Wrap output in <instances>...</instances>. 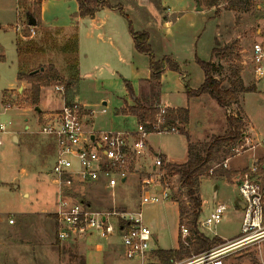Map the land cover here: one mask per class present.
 Wrapping results in <instances>:
<instances>
[{
	"label": "rangeland",
	"instance_id": "374dc122",
	"mask_svg": "<svg viewBox=\"0 0 264 264\" xmlns=\"http://www.w3.org/2000/svg\"><path fill=\"white\" fill-rule=\"evenodd\" d=\"M112 1L116 2V0ZM150 2L151 6L145 3L128 5L126 11L135 31H150L149 35H152L150 45L155 58L162 59L165 55H169L180 66V71L167 69L163 74V90L177 94L180 90L178 76H181V73L186 75V84L189 83L191 89L197 87L199 78L203 75L198 60L215 63L217 67L215 76L223 82L224 87L239 82L241 70L246 71L244 79L247 88L257 86L256 92L241 96L240 111L237 106L231 108L229 112L221 109L209 95H205L203 97L205 99H199L196 103L190 102L188 106L191 112L189 130L193 135V143L196 142L195 144L199 146L198 150L202 151L204 143L213 135H223L227 129V116L237 113L245 119L246 136L253 140H244V146L239 147L238 153L233 151L236 145L224 148L223 158H229L228 168H224L228 170L230 165H236L240 170L231 169L229 179L205 177L201 180L199 188L203 203L199 223L210 217L219 204L228 207L221 223L212 226L210 230L198 224L199 233L209 239L215 236L223 241L235 237L238 239L241 236L244 212L236 209L242 196L232 183V178L235 173L250 164V156L257 159L259 165L264 164V79L260 82L256 80L250 61L252 46L258 39L257 30L264 28V0H251L245 12L231 11L226 4L220 5L217 15L215 9H208L211 11L209 23L206 11H197L199 5L196 0H151ZM161 4L169 8L174 15L171 19H174L175 12L182 14V19L175 23L172 30L165 34L166 36L161 28L158 10L153 7L155 5L158 9ZM32 7L33 12L36 11L37 6L34 4ZM33 12L30 11L28 14L32 16ZM148 12L152 15L151 19L148 17ZM14 13V0H0L2 22H13ZM23 19L25 36L33 37L23 40L27 42L33 54L24 69L25 74L31 70H39L41 67L43 72L45 67L51 79L49 78L47 85L42 87L36 105L31 104L28 99L32 85L27 80L12 91H5L15 83L18 69L15 49L10 46L13 35L11 32L0 31V42L5 48L4 54L7 58L5 62L0 61V125L7 127V133L2 135L3 144L0 146V264H81L80 262L84 264L83 248L85 250L86 246L88 247L87 256H96L99 255L96 250L97 245L101 244L105 247L112 242L118 249V245H121V237L115 233L108 241L94 235L81 241L80 244L84 247L60 244L56 240L53 212L58 192L51 174L55 152L49 137L40 133L39 124L42 123L45 115L59 110L63 103L77 102L83 106L85 113L90 115L86 119L88 124L97 130L131 133L136 130L138 121L137 118V122L134 121L131 118L133 116L124 111L136 104L135 97L144 106L155 105L160 87L150 78L142 82L141 79L150 75V60L147 55L141 53H137L136 58H128L129 61L122 64L123 67L118 70L122 76L112 75L103 69L100 76L96 75L95 82L91 76L81 80L78 45L76 46L72 40L65 41L66 37L62 35H53L47 39L39 33L32 36L27 26L28 19L26 17ZM122 21L128 26L125 18ZM195 34H202L198 42ZM105 44L103 41L100 46L105 47ZM214 48L220 50V53L213 54ZM225 48H230L228 51H231V54H228L227 50L222 51ZM49 66H53L58 71L57 79L52 77L53 73L48 70ZM94 66L95 64H91L88 60L83 62V68L89 69V72L93 71ZM113 66L119 69L116 63H113ZM125 81L131 83L134 98L127 91ZM245 83L243 82V85ZM56 86H63L64 93L58 92ZM184 98L187 100L186 95ZM6 106L11 108L5 110ZM36 108L41 111L38 112ZM91 116H94L93 119ZM14 137L21 140L19 145L15 144ZM147 141L153 148L152 151L150 148L147 150L151 155L146 151L141 159L133 162L131 174L125 184L119 181L114 192L109 189L101 190L98 186H87L74 192V197L79 200L89 199L94 209L103 211L140 210L141 181L143 174L149 176L150 173H142L139 168L144 169L145 165L150 164V157L155 158L156 155L160 156L168 152L175 157L176 162H183L187 149L186 136L177 132L152 133ZM260 175L264 185V170L260 171ZM164 185L172 190L175 198L171 197V200L155 205H145L142 207V212L144 222L146 219L154 222L153 230L158 244H152L151 248L170 250L175 245L179 226L177 207L173 202L184 207L187 198L185 193L177 189V178H169ZM113 199L115 202L112 201ZM42 212L46 213L41 214ZM185 214H190L188 203ZM10 219L16 222L14 226L9 224ZM112 223L117 226L115 219ZM225 245L227 242L218 244L215 248ZM117 254L120 264L143 263L140 259L126 260L123 249L117 251ZM188 260L184 259L176 264H184ZM144 262L157 263L153 252ZM223 264H264V237L252 240L232 251L224 258Z\"/></svg>",
	"mask_w": 264,
	"mask_h": 264
},
{
	"label": "built area",
	"instance_id": "2783aa9c",
	"mask_svg": "<svg viewBox=\"0 0 264 264\" xmlns=\"http://www.w3.org/2000/svg\"><path fill=\"white\" fill-rule=\"evenodd\" d=\"M27 26L34 36V27ZM251 52L250 61L254 74L257 79H264V41L254 43ZM55 89L61 93L64 91L63 86H56ZM10 108L6 106L5 110ZM165 110L166 108H160L157 114L155 127L158 130H161ZM89 116L80 103L65 102L59 110L45 115L39 124L40 133L49 137L55 152L51 174L58 192L53 212L56 240L60 244H76L94 235L108 240L118 233L124 258L144 262L152 251L153 231L144 223L142 207L171 200L170 188L164 185L167 181L164 179L166 164L160 157H155V170L141 181V209L138 211H103L94 209L85 200L76 199L73 193L81 186L103 181L106 188L114 189L119 181L126 180L131 174L133 162L145 155L150 135L140 123H137L136 130L131 133L99 131L88 124L86 119ZM161 132L178 133V130L172 127ZM6 133L7 127L0 125V146L3 144L2 135ZM223 166L228 168V161ZM261 170L264 167L255 161L249 168L235 173L232 178V183L242 196L244 218L241 236L223 247L193 257L184 264H223L224 258L232 251L264 237V185L260 179ZM172 177L177 178L176 175ZM227 209L226 205L219 204L210 217L198 224L210 230L212 226L221 223ZM114 219L117 226L112 223ZM14 223L13 219L9 220V224ZM179 232L184 242L190 236L185 225L179 226Z\"/></svg>",
	"mask_w": 264,
	"mask_h": 264
},
{
	"label": "trees",
	"instance_id": "16d2710c",
	"mask_svg": "<svg viewBox=\"0 0 264 264\" xmlns=\"http://www.w3.org/2000/svg\"><path fill=\"white\" fill-rule=\"evenodd\" d=\"M80 3L79 16L81 18L93 17L98 8L108 7L112 8L108 0H78ZM200 5L207 9H215L216 15L219 12L218 8L222 4H226L229 10L235 12H245L248 10L251 0H196ZM37 6V5H36ZM120 14L127 20L129 33L133 39L134 47L138 53L147 55L150 60V80L158 84L161 89L162 74L165 69L180 71L179 64L169 56H164L162 59H156L150 45V35L148 32H137L133 29V24L128 15L122 8H118ZM31 16V15H29ZM32 18L36 21V26L40 25V9L37 6L36 11L33 12ZM35 29V28H34ZM77 46L76 40L73 41ZM224 50H230L225 48ZM19 59L22 65L28 66V60L33 56L31 49L27 43L19 45L18 47ZM213 54L220 53L217 48L213 49ZM231 54V51H228ZM29 57V58H28ZM203 73L204 82L198 89H191L188 84H185L186 96L188 99L200 97L202 95H209L217 105L229 112L232 107L239 105L241 96L245 93L255 92L253 88H247L243 85L242 80L238 77L239 82H233L228 87L223 86V82L215 76L217 67L212 61L198 60ZM43 67L39 70H31L28 74L19 73L18 80H27L31 83V90L29 91L28 99L31 104L36 105L39 102L40 92L42 87L46 86L49 81L47 69ZM48 70L52 71L53 78H58L59 73L53 67L49 66ZM51 79V78H50ZM236 81V80H235ZM127 91L130 96L134 97V91L131 83L125 81ZM158 101L153 106H144L141 102L135 99L136 104L129 107L126 113L131 114L137 118L138 123L143 124L150 134L160 133L164 129L176 127L178 133L186 136L188 141V158L183 164L168 163L164 167L166 171L165 180L176 175L178 190L185 193L187 203L189 204L190 214H185L186 206L179 205L180 225H185L189 231L190 236L184 242L179 237V248L177 250H162L153 251V255L157 259L155 264H176L184 259H192L214 249L218 244H225L226 242L215 236L209 239L198 231V222L202 210V200L200 196V183L205 177L213 176L217 178L229 179L230 171L224 168V163L229 158H223L224 148L229 145H236L233 151L237 153L239 147L244 146L243 142L247 138L245 134L246 123L245 119L238 113L227 116V129L223 135H213L206 143L202 151L195 142L193 143L189 132L187 130L190 122V111L188 108H166L163 116V124L161 130L156 128L157 114L160 111L158 92ZM238 147V148H237ZM220 159L222 160L220 162ZM171 191V197L175 196ZM172 198V199H173ZM187 243V244H185ZM83 264V262H80Z\"/></svg>",
	"mask_w": 264,
	"mask_h": 264
},
{
	"label": "crops",
	"instance_id": "0c3cea01",
	"mask_svg": "<svg viewBox=\"0 0 264 264\" xmlns=\"http://www.w3.org/2000/svg\"><path fill=\"white\" fill-rule=\"evenodd\" d=\"M150 1L151 0H116V2H113L112 0H108L112 8L100 7L98 8V10L96 11L93 17L81 18L79 16L80 3L78 0H14V12L15 13H14L13 22L4 23L0 19V31H3L4 33L11 32L13 35V40H11L10 46L15 49L16 57H17V61H16L17 69H18L17 74H16L15 83L9 89L8 88L5 89V91H12L16 89L17 87H20V85L25 82L24 80H18V74L26 73L24 69L27 67V66L22 65V63L20 62L19 54H18L19 53L18 47L19 45L27 43V42H24L25 40L33 38L28 35H26L27 37L25 36V30L23 28L24 26L23 18L25 17L27 18L29 16L28 13H30V11L33 12L34 9L32 6L34 4L37 5L40 9V22H41L39 26H34L35 32H36L35 35H38L39 33L44 37V39H47L48 37H52L53 35H62L66 37L65 41L76 40V43L78 45L79 78L81 80H86L85 79L86 77L88 78L91 76L92 77L91 79H93V81L95 82L97 80L96 77L100 76L103 73V69L107 70L108 73L112 75L122 76L121 73H119L118 71V70H121V67H123L122 64L127 63V60L129 61L128 58L130 59L136 58L137 53H138L134 47V42L129 33L128 26H125L123 24L122 19H124V17L120 14L118 8H122L129 17V14L126 11V6L128 5L135 6L136 4L141 5V3H145L148 6H151ZM153 7L156 10H158V15L160 18L159 21L162 24L161 28L165 32L164 36H166L165 34H168L169 31L172 30L175 23L178 22L180 19H182V14H179V12H175L174 19L173 18L171 19V17H173L174 15H172L169 8L165 7L162 4L159 6L158 9L155 7V5ZM200 7H201L200 12L206 11L208 15L207 21L209 23L211 11L202 5H200ZM260 8L261 7L259 6V9ZM148 17L149 19H151L152 15L149 13ZM207 21L205 23H207ZM203 31H205V29ZM145 32H148L150 34V31H145ZM201 35L202 34H199L196 36L197 42L199 41ZM151 37L152 35H150V38ZM257 38H258L257 42L264 41L263 28H259L257 30ZM103 41H105L106 43L105 47L100 46V43H103ZM4 52H5V48L0 42V61L1 62H5L7 59ZM165 56H169V55H165ZM87 60L90 61L91 64H95L93 71L91 70L89 72L88 71L89 69L83 68V62ZM113 63L114 64L116 63L119 66V69H116L113 66ZM166 71L167 69H165L163 74ZM245 72L246 71H242V70L240 71V79H242L244 83L246 81L244 79ZM163 74H162V80H161L160 99H159L160 108H188L189 109L188 106L190 102L196 103L197 101H199V99L201 100L205 99L203 98L205 95H202L197 98H193V99L187 98V100H185L184 95H186L185 94L186 92L184 89V85L186 84L187 80H186V75L184 73H181L180 74L181 76H178V85H179L180 90L177 92V94H173V92L169 90L168 91L163 90ZM149 78H150V75L147 78H144L141 80L142 82H145V79H149ZM124 79L126 80V78ZM199 79L200 80L198 82V86L192 88L193 90L198 89L203 84L204 73L202 77H200ZM256 80L260 82V79L256 78ZM262 80L263 79H261V81ZM142 82L140 83V85L142 84ZM244 85L245 87H247L246 83ZM254 89L256 92L257 86L256 87L254 86ZM134 97H135V94H134ZM134 99H136V97ZM186 102L188 103V105H186L187 104ZM93 117L94 116H92V119ZM131 118L134 121H136V117L133 116ZM190 121H191V112H190ZM189 126H190V122L188 124L187 130L193 142V135L190 133ZM26 129H28V127H26ZM245 140L253 141V140H250L248 137ZM14 142L16 145H19L21 143V140L18 137H14ZM186 146H187V149L185 150V159L183 162H176L175 157L169 154V152L167 154H161L160 156L156 155V157L157 156L160 157L165 162V164H168V163L183 164L187 161V158H188V141H186ZM149 148L151 151L153 150V148L149 146V142L147 141V150ZM147 152L149 153V151ZM150 159H151L150 164L145 165L144 169L140 167L139 171H141L142 173L148 172L147 174L149 173L151 174V172L155 170V158L150 157ZM249 159L251 160V162L249 165L246 166V168H249L250 166H252L253 163L257 160V159H253V156H250ZM262 166L264 167V164H262ZM229 167H230L229 168L230 170L228 169V171H230V173H232L231 169L240 170V168H238L239 166H236V165L235 166L230 165ZM244 169L242 168V170ZM144 177H145V174H143V178ZM127 179L126 180L124 179V181L121 180L120 183L125 184L127 182ZM222 179H226V178H222ZM87 186H98L99 188H101V190L108 189L106 188L105 183L103 181H100L95 184L81 186L80 189L87 187ZM114 189H109V190H112V192H114L113 191ZM81 200H84V199H81ZM85 201H87L91 206H93L91 200L88 199ZM112 201L115 202L114 199ZM173 205L177 207L176 212L178 215V225H179V221H180L179 206L176 202H173ZM236 209L243 210L244 212L242 200L238 202ZM43 213H46V212H42L41 214ZM144 223H146V225L150 227L151 230L153 231V244H158L157 236L155 235L154 230H153L154 222L152 220L146 219V222ZM15 224L16 222L10 225L14 226ZM179 237H180V232H179V226H178L176 237H175V245L172 248L173 250H177L179 248ZM236 238L237 237L230 239L228 241H225V242L229 243L231 241L236 240ZM85 239L86 238L80 240L76 244H67V245L82 246L80 243L81 241H84ZM120 244L121 245H118V249H116L115 244L112 242H109V244H107L105 247L99 244L96 246L97 247L96 250L99 255H96V256H89V255L87 256L86 252L88 251V247L86 246L85 250L84 248L82 249V255L85 259L84 264H120V261L118 258L119 256L117 254V251L123 249L122 242ZM155 250H158V249H152L151 252ZM162 250H165V249H162ZM58 259H59V256H58ZM142 264H146V263L143 262Z\"/></svg>",
	"mask_w": 264,
	"mask_h": 264
},
{
	"label": "water",
	"instance_id": "95a60500",
	"mask_svg": "<svg viewBox=\"0 0 264 264\" xmlns=\"http://www.w3.org/2000/svg\"><path fill=\"white\" fill-rule=\"evenodd\" d=\"M198 11H200L201 10V7H200V3H198ZM27 19H28V25L29 26H32V27H34V26H36V21L32 18V16H28L27 17ZM41 70H43V69H41ZM36 110L39 112L40 111V109L39 108H36ZM124 181V180H123Z\"/></svg>",
	"mask_w": 264,
	"mask_h": 264
}]
</instances>
